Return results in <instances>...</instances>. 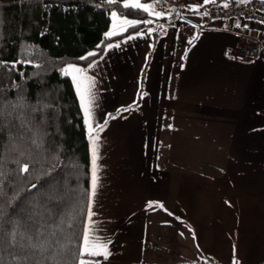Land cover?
<instances>
[{"label": "crops", "instance_id": "1", "mask_svg": "<svg viewBox=\"0 0 264 264\" xmlns=\"http://www.w3.org/2000/svg\"><path fill=\"white\" fill-rule=\"evenodd\" d=\"M216 1L236 0H144L162 15L91 67L69 64L94 82L90 228L110 253L83 259L264 264V25L212 22ZM242 41L261 53L238 57Z\"/></svg>", "mask_w": 264, "mask_h": 264}, {"label": "trees", "instance_id": "2", "mask_svg": "<svg viewBox=\"0 0 264 264\" xmlns=\"http://www.w3.org/2000/svg\"><path fill=\"white\" fill-rule=\"evenodd\" d=\"M122 1L0 0V230L7 235L15 221L34 215L32 206L51 211L43 217L49 228L63 216L64 231L57 232L63 247L45 264H77L90 202V135L63 68L88 67L111 42L146 25L149 13ZM112 10L140 21L107 36ZM18 102L23 106L13 111ZM23 164L27 173L20 172ZM18 255L19 249L0 245V264H15Z\"/></svg>", "mask_w": 264, "mask_h": 264}, {"label": "snow or ice", "instance_id": "3", "mask_svg": "<svg viewBox=\"0 0 264 264\" xmlns=\"http://www.w3.org/2000/svg\"><path fill=\"white\" fill-rule=\"evenodd\" d=\"M109 2H112V0H109ZM209 0H205V3H208ZM241 3L246 2V0H240ZM125 8L132 7L137 9H142L145 12H149L150 14H154L155 16L159 17L162 15L160 12H152L151 10L154 9V5L152 4H142V3H132L129 5L128 3H125L123 5ZM227 7V5H225ZM192 10H198L197 8H193ZM113 20L116 21L119 19L117 16V13H112ZM138 23L137 21H129L126 19L120 20V25H134ZM145 23H151V21H145ZM237 27H240L239 24L236 25ZM116 27L114 23V28ZM246 27V26H245ZM114 32H109L106 35L111 36ZM133 37H129L131 39ZM191 43V41H189ZM89 55H94V53H89ZM14 67V65H13ZM91 67V65H90ZM85 70L81 68H77L75 66L69 65L66 69H64V73L66 75L69 74H75L72 75V79L75 82L76 90L80 96L81 106L84 110L85 115V122L88 125V131L90 135V139L92 141V176H91V196L95 195L96 187H97V167H96V141L98 139L97 136H93V128H92V113L90 110V106L93 103V95H92V87L94 82L84 75ZM22 103L18 102L17 104L13 105V111H15L17 108L22 107ZM131 110V106L129 108L123 109V111H129ZM4 112L0 110V122L4 119ZM11 115V113H9ZM113 119L115 117H112ZM107 123V121H105ZM102 130V126H101ZM35 143V141H33ZM13 148H15V144H13ZM22 154V153H21ZM29 170L28 164H23L20 167L21 173H27ZM0 176H3V173L0 172ZM33 188H36L37 185H32ZM0 195H3L2 190V182H0ZM51 199V197H50ZM149 207H152V203H149ZM30 213H33L34 215H29L27 218L21 217L17 221L14 222V226L11 231L7 232V235H5V232L3 230H0V245L7 244L12 249H19V255L17 257H14L15 264H45L46 261H55V256L58 251V246L60 248L63 247V245L60 243V240L57 238V232L63 233L64 231V225H65V219L63 216H57L55 217V227L49 228L47 226V221L43 219L45 215H50V210H44L41 211L36 206H32L30 208ZM13 214H15V210L13 211ZM94 213L91 210V204H89L88 208V225L85 226L83 236H82V242L79 247V252L76 256L77 258V264H95V262L87 261L83 259L84 256H103L105 259L110 255L107 247V243H103L99 241L96 237L91 235V228L90 225L92 223V216ZM69 217H71V214H68ZM9 220H11V216H9ZM3 221V210L0 209V222ZM68 227H71V223L69 222ZM46 253H51V255H45ZM39 256L40 259H36V256ZM56 264H59V262H56Z\"/></svg>", "mask_w": 264, "mask_h": 264}, {"label": "built area", "instance_id": "4", "mask_svg": "<svg viewBox=\"0 0 264 264\" xmlns=\"http://www.w3.org/2000/svg\"><path fill=\"white\" fill-rule=\"evenodd\" d=\"M227 5V7H225ZM209 18L212 22H224L236 17L247 18L264 25V0H246L216 2L209 7ZM261 53L259 43L241 42L236 55L242 59H252Z\"/></svg>", "mask_w": 264, "mask_h": 264}, {"label": "rangeland", "instance_id": "5", "mask_svg": "<svg viewBox=\"0 0 264 264\" xmlns=\"http://www.w3.org/2000/svg\"><path fill=\"white\" fill-rule=\"evenodd\" d=\"M144 0H123L122 1V3L123 4H125V3H128L129 5H131L132 3H142V4H144L145 2H143ZM147 5V4H146ZM113 12H115V13H117V16L119 17V19H117L116 21H114L113 20V17H112V13ZM154 15V14H153ZM155 16V15H154ZM127 18H129V17H127ZM125 16H122V15H120L116 10H112V12H111V24H110V28H109V30L107 31V33H109V32H114V34L113 35H115V34H117V33H120V32H122V31H124L128 26H130V25H120V20H122V19H126V20H129V19H127ZM130 21V20H129ZM138 21H140V20H138ZM114 23H115V25H116V27L114 28ZM106 33V34H107ZM64 69H66V68H63V73H64Z\"/></svg>", "mask_w": 264, "mask_h": 264}]
</instances>
